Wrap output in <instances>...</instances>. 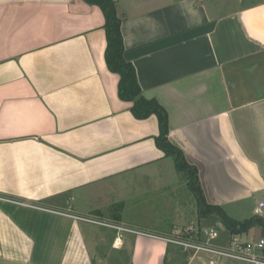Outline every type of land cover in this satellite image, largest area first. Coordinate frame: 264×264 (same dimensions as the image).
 <instances>
[{"label": "crops", "instance_id": "1", "mask_svg": "<svg viewBox=\"0 0 264 264\" xmlns=\"http://www.w3.org/2000/svg\"><path fill=\"white\" fill-rule=\"evenodd\" d=\"M115 1L125 59L208 204L263 191L264 0ZM104 24L82 0H0V264H209L164 240L170 217L201 223L198 202L156 145L158 119L137 120L102 74Z\"/></svg>", "mask_w": 264, "mask_h": 264}, {"label": "trees", "instance_id": "2", "mask_svg": "<svg viewBox=\"0 0 264 264\" xmlns=\"http://www.w3.org/2000/svg\"><path fill=\"white\" fill-rule=\"evenodd\" d=\"M89 6L98 7L105 19L103 30L106 34L107 48L105 53L109 71L118 78V95L124 106H127L137 120H146L155 116L159 122V135L156 145L166 157L174 159L178 172L184 173L188 185L198 202L201 218L217 216L232 238H240L253 228L260 227L264 238V217L255 215L244 221L230 217L221 206L208 204L199 182L197 167L191 165L182 149L170 141L169 115L166 109L155 99H147L143 95L134 66L125 59V47L122 34L123 18L118 13L115 0H82ZM123 204L115 205L121 211ZM99 213V212H97Z\"/></svg>", "mask_w": 264, "mask_h": 264}, {"label": "built area", "instance_id": "3", "mask_svg": "<svg viewBox=\"0 0 264 264\" xmlns=\"http://www.w3.org/2000/svg\"><path fill=\"white\" fill-rule=\"evenodd\" d=\"M259 209L262 211L260 216L264 217V202L259 203ZM84 220L93 224L135 233L133 230L106 224L94 218ZM194 232H196V238L190 236ZM219 237V231L215 228L196 229V231L180 228L177 229L173 237L164 240L170 244L179 246L185 252L192 251L196 255L202 253L211 255L213 259L209 260V264H221L224 260L241 262L243 264H264V238L256 241H243L240 238H232L228 246L219 247L213 243Z\"/></svg>", "mask_w": 264, "mask_h": 264}, {"label": "rangeland", "instance_id": "4", "mask_svg": "<svg viewBox=\"0 0 264 264\" xmlns=\"http://www.w3.org/2000/svg\"><path fill=\"white\" fill-rule=\"evenodd\" d=\"M250 1L251 0H247L246 3L250 2ZM166 164H167V167H169V168L175 167V162H174L173 158H170L168 160V163H166ZM182 177H185V179H187L186 175L184 173L181 175L178 174V178H182ZM186 183H187V181H186ZM184 194L186 195V197L189 196V194H190L189 190L186 189V187L184 189ZM260 201H262V202L264 201V190L261 192L255 193L254 197H252V198L241 199L238 202H234V203L228 205L225 208V211L233 219L239 220V221H244L250 217V215H251L250 210L252 209V207L255 204H259ZM162 209L168 210L167 208L158 207V208H153V211L154 210H162ZM176 209H178V207ZM143 215H144V213H142V212H136V210L134 212V216L137 218V220H140V222H138L140 225H142V226L150 225L149 223L145 224L143 222V220H145V217ZM197 215H198L197 212L195 215H192V213H191V214H189L190 217H188L187 220H180L178 222L172 221V220H174L175 216L170 217L171 225L176 226L177 228H186L188 226L194 225L198 229H207V228L214 227L219 231V234H221V235L227 234V236L230 237L228 230L224 226L220 225L221 224L220 218H218L215 215L211 216V218H209V217L208 218H202L201 223L199 224ZM152 217H153V220L156 219L154 216H152ZM158 219L161 220L162 218L158 217ZM205 219H206V221H205ZM113 225H116V224H113ZM110 229H111V227H110ZM113 230H117V229L113 228ZM117 231L120 232V230H117ZM259 237H261V230L259 227H255L251 230V232L248 234V236H246L244 239H247L246 241H249V240L250 241H256L254 239H257ZM217 241H219V240H217ZM225 262H227V261H225ZM234 262L235 261L229 260V262H227V264L234 263ZM235 263L237 264V263H241V262H235Z\"/></svg>", "mask_w": 264, "mask_h": 264}, {"label": "water", "instance_id": "5", "mask_svg": "<svg viewBox=\"0 0 264 264\" xmlns=\"http://www.w3.org/2000/svg\"><path fill=\"white\" fill-rule=\"evenodd\" d=\"M106 48H107V44H106V46H105V50H104V56H103L104 60H106V59H105ZM103 63H104V62H103ZM103 66H105V69H104V71L102 72V74L105 75V76L107 75V76L110 77V76H111V73H110V71H109V69H108L106 63H104ZM261 213H262V211L258 208V210H257V214L260 215Z\"/></svg>", "mask_w": 264, "mask_h": 264}]
</instances>
